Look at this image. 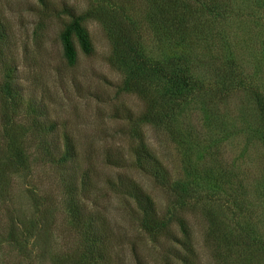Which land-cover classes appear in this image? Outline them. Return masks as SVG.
Listing matches in <instances>:
<instances>
[{
  "label": "rangeland",
  "instance_id": "1",
  "mask_svg": "<svg viewBox=\"0 0 264 264\" xmlns=\"http://www.w3.org/2000/svg\"><path fill=\"white\" fill-rule=\"evenodd\" d=\"M115 1L119 3V0ZM139 1L128 7V15L138 22L142 20L145 7V2ZM226 1L231 12L210 18L205 23L207 39L203 37L200 45L184 49H192V54L198 58L215 53L222 59L237 58L244 72L252 75L253 84L264 93V0ZM104 4L114 6L106 0H0V23L4 32L0 41V149H6L14 136L25 149L26 167L31 171L25 178L20 173H12L7 193L0 194V264H27L9 248L6 235L8 211L22 221H28L34 215L35 209L27 192L30 176L36 178L37 183L40 181L52 195L47 203L48 227L41 236L49 253H43L30 264H51L50 253L66 254L73 243L78 242L55 171L41 159L38 144L31 137L28 113L24 109H12L2 98H6L7 75L17 85L23 99L37 103L46 112L45 118L55 122L56 131H67L72 136L81 166H86L85 155H88L95 157L93 160L97 161L95 166L98 168L103 151L126 153L130 144L140 140L137 134L129 133L130 130L129 134L119 132L130 129V123L109 117L114 108L122 105L141 111L144 102L125 86L132 75L108 61L112 54L111 42L91 13L100 10ZM65 7L85 16L82 25L92 43L91 52L85 53L73 37L75 53L71 63L64 59L59 41L60 32L70 20L62 11ZM139 34V49L150 60L160 57L164 50L168 53L180 48L169 43L158 44L143 23ZM156 78L152 76L145 83L156 92L154 96L165 88L164 82ZM217 98H212V103L198 96L186 99L172 119L180 139L152 124L143 123L137 127L150 152L171 168L174 181L183 186L194 180L200 181L199 188L209 193L200 200H188L179 211L187 221L190 241L197 254L196 264H219L221 261L222 255L204 245L206 230L212 220L215 219L221 234L237 233L236 221L244 222L241 213L238 217L229 213L219 200L230 204L229 193L231 197L235 192L246 196L247 212L253 216L250 215L252 220L247 223L255 235L264 240V146L257 136L261 115L247 91H235L224 100ZM54 137L58 141L55 133ZM4 160L1 154L0 163ZM202 169H206L207 175L209 173V179L199 171ZM118 173L139 182L160 206L169 208L166 193L147 176L133 167L109 168L110 176ZM212 178L218 182L219 192ZM98 195L96 206L87 204L102 213L120 234V241L115 242L120 245L111 252V261L118 253L125 264H163V247L169 242H153L139 229L132 217V200L108 188ZM172 228L179 232L177 223H173ZM212 243L216 245L213 240ZM259 264H264V260Z\"/></svg>",
  "mask_w": 264,
  "mask_h": 264
},
{
  "label": "trees",
  "instance_id": "2",
  "mask_svg": "<svg viewBox=\"0 0 264 264\" xmlns=\"http://www.w3.org/2000/svg\"><path fill=\"white\" fill-rule=\"evenodd\" d=\"M106 1H111L114 6L106 7L104 4L100 10L91 13L96 16L111 42L112 54L108 61L132 75L125 82V86L136 92L144 102L141 111L122 105L114 108L109 115L110 118L130 123V129H120L119 132L128 133L130 130L129 133L137 134L140 139L130 144L126 153L103 151L99 158L100 169L95 166V157L85 155L86 166H81L79 151L72 136L67 131H56L55 122L45 118L46 112L41 110L37 103L22 98L21 93L17 91V85L10 81L9 75L5 82L6 98H2L12 109H24L28 113L31 137L38 144L41 159L55 171L59 188L65 197L70 225L78 237V242L73 243L68 253H50L51 264H125L118 253L114 261L110 259L111 252L120 245L115 243L120 241V234L115 232L102 213L87 204L96 206L98 194H101L104 188L132 200V217L151 241L169 242L163 247V264H196L197 254L190 241L187 221L179 211L183 209V205L188 204V200H200L209 196V193L206 189L203 191L199 188L200 181L194 180L188 186L174 181L171 168L150 152L137 127L143 123L152 124L157 129H165L173 138L180 139L179 132L172 126V119L187 98L198 96L212 103L214 97L224 100L233 92L244 90L254 98L261 115L257 136L264 146V93L253 84L252 75L244 72L237 58L232 56L222 59L218 53L198 58L192 54V49H186L195 44L200 45L199 41L203 37L207 39L205 23L210 18L231 12L226 0H140L139 2H145L140 22L145 24L158 44L169 43L180 47L179 50L174 48L168 53L164 50L155 60H150L142 49H139L141 24L128 15V7L136 0H119V3L115 0ZM71 9L65 7L62 10L69 15L70 20L60 32L59 38L63 57L68 63L72 62L75 53L73 37L78 40L85 53L91 52L92 44L82 25L85 16L76 14ZM3 36V26L0 23V41ZM6 71L9 73V69ZM152 76L163 81L165 85L157 96H154L156 92L145 84ZM54 133L58 141H55ZM24 150L14 136L10 138L6 149H0V155L5 158L4 162L0 163L2 196L7 193L12 173H20L23 178L31 174L26 167L27 155ZM131 167L147 176L164 194L166 193L169 208L166 205L160 206L136 180L124 178L120 173L113 177L109 175V168ZM199 171L209 179L210 175L205 173L206 169ZM30 179L27 181V192L35 209L34 215L28 221H22L11 210L8 211L6 235L9 248L18 259L25 260L27 264L40 259L43 253H49L45 239L41 236L45 227H48L47 203L52 199V195L40 181L37 183L38 180L31 176ZM212 179L217 186L216 179ZM240 181L238 183H241ZM238 187L241 185L238 184ZM216 189L219 192V185ZM229 197L230 204L219 200L229 213L237 217V214L241 213L244 222L236 221L237 233L221 234L215 226V219L211 217L214 220L206 230L204 245L207 249L215 250L217 255H222L219 264H259L264 260V240L259 239L247 223L253 216L247 212L246 196L235 192L232 197L229 193ZM173 223H177L179 232L172 228ZM212 240L216 245L213 246Z\"/></svg>",
  "mask_w": 264,
  "mask_h": 264
}]
</instances>
